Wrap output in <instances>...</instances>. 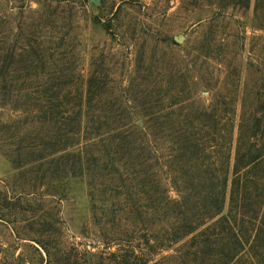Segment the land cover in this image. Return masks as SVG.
Masks as SVG:
<instances>
[{
  "label": "trees",
  "instance_id": "16d2710c",
  "mask_svg": "<svg viewBox=\"0 0 264 264\" xmlns=\"http://www.w3.org/2000/svg\"><path fill=\"white\" fill-rule=\"evenodd\" d=\"M58 40L36 37L9 56L28 71L0 58V153L14 169L35 165L42 185L85 184L107 250L96 264H236L248 244L264 250L260 118L240 124L232 163L233 117L198 101L197 77L172 67L155 73L140 58L121 88L103 53L85 81L75 37ZM202 87L212 90L207 80ZM41 220L34 233L43 261L79 264L78 255L56 258V222Z\"/></svg>",
  "mask_w": 264,
  "mask_h": 264
},
{
  "label": "rangeland",
  "instance_id": "374dc122",
  "mask_svg": "<svg viewBox=\"0 0 264 264\" xmlns=\"http://www.w3.org/2000/svg\"><path fill=\"white\" fill-rule=\"evenodd\" d=\"M0 18V58L8 57L6 69L29 70L30 63H7L14 51L29 50L36 37H75L83 80L90 76L93 58L103 53L121 88L140 58L155 73L176 68L198 78L199 102L214 103L219 114L228 108L235 122L232 163L242 122L248 129L260 118L264 145V0H101L99 5L90 0H0ZM205 80L212 90L203 89ZM34 166L14 169L0 153V264H47L34 233L41 219L56 222V258L66 253L78 255L79 264L98 263L107 250L99 241L85 184L64 177L42 185ZM263 251L261 244H248L236 264H264L259 262Z\"/></svg>",
  "mask_w": 264,
  "mask_h": 264
},
{
  "label": "water",
  "instance_id": "95a60500",
  "mask_svg": "<svg viewBox=\"0 0 264 264\" xmlns=\"http://www.w3.org/2000/svg\"><path fill=\"white\" fill-rule=\"evenodd\" d=\"M90 1H91V3L96 4V5H99L101 3V0H90ZM177 41H178V43L182 42L181 40H177Z\"/></svg>",
  "mask_w": 264,
  "mask_h": 264
}]
</instances>
